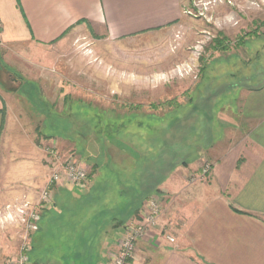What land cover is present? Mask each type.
<instances>
[{
	"label": "crops",
	"instance_id": "1",
	"mask_svg": "<svg viewBox=\"0 0 264 264\" xmlns=\"http://www.w3.org/2000/svg\"><path fill=\"white\" fill-rule=\"evenodd\" d=\"M187 2L0 0V46L16 48L14 53L23 47L52 48L74 34L119 42L179 24ZM249 80L220 85L187 103H199L193 119L204 118L206 137H211L199 155L186 148L178 155L168 151L176 164L148 165L135 174L137 181L117 179L110 194L95 184V176L85 194L74 193L70 185L56 189L31 236L41 251L32 264H106L122 228L136 222L151 196L161 203L158 228L138 242L129 264H264V77L256 85ZM20 88L0 83V200L21 195L34 200L36 189L47 184L41 178L11 179L20 168L12 154L35 147L21 123ZM203 160L211 165L207 181L187 183L186 173H196ZM109 182L103 184L109 187ZM123 190L131 205L124 206L123 218H107V201H119Z\"/></svg>",
	"mask_w": 264,
	"mask_h": 264
},
{
	"label": "rangeland",
	"instance_id": "2",
	"mask_svg": "<svg viewBox=\"0 0 264 264\" xmlns=\"http://www.w3.org/2000/svg\"><path fill=\"white\" fill-rule=\"evenodd\" d=\"M183 12L179 24L110 44L74 34L62 46L23 47L19 54L0 46V83L21 87V123L35 143L34 152L12 154L20 168L11 179L48 182L56 167L54 151L71 158L88 180L95 176V184L110 194L117 179L137 181L135 174L148 165L176 164L168 151L178 155L186 148L199 155L211 137L204 118L193 119L199 103H187L220 85L261 82L264 0H188ZM200 165L186 173L187 183L207 181L201 170L211 165L207 160ZM46 185L36 189L34 200L24 195L0 200V262L19 255L26 235L17 212L6 214V208L36 206ZM124 193L119 201H107V218L124 217V206L131 205Z\"/></svg>",
	"mask_w": 264,
	"mask_h": 264
},
{
	"label": "built area",
	"instance_id": "3",
	"mask_svg": "<svg viewBox=\"0 0 264 264\" xmlns=\"http://www.w3.org/2000/svg\"><path fill=\"white\" fill-rule=\"evenodd\" d=\"M51 153L55 156L56 167L49 177L45 189L41 192L37 205L31 207V204L24 203L20 207L6 208V214H9L12 210L17 212L18 224L22 225L26 235L23 237L24 242L19 255L0 262V264H27L28 254L31 249L29 235L38 230V223L40 221L39 212L42 207L51 203L50 200L56 189L60 188V186L62 188L67 185L85 189L88 185V177L85 170L81 169L71 158L58 157L54 151ZM210 171L211 167L204 165L201 173L205 176ZM160 214L161 206L159 199L156 196H151L146 202L144 212L140 215V219L123 229L116 249L106 264H129L134 256L136 244L157 230ZM165 238L169 243L175 242L172 237L165 236Z\"/></svg>",
	"mask_w": 264,
	"mask_h": 264
},
{
	"label": "trees",
	"instance_id": "4",
	"mask_svg": "<svg viewBox=\"0 0 264 264\" xmlns=\"http://www.w3.org/2000/svg\"><path fill=\"white\" fill-rule=\"evenodd\" d=\"M222 48H224V47H222ZM225 50V49H224ZM39 230V229H38ZM37 230V231H38ZM39 253H41V251H39L38 250V248L37 247H35V243H34V241L32 240V243H31V249H30V252H29V254H28V261L29 262H31V263H33V258L36 256V255H38Z\"/></svg>",
	"mask_w": 264,
	"mask_h": 264
}]
</instances>
